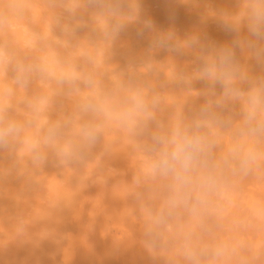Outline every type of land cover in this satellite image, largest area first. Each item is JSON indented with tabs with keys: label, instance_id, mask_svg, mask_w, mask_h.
<instances>
[{
	"label": "bare ground",
	"instance_id": "bare-ground-1",
	"mask_svg": "<svg viewBox=\"0 0 264 264\" xmlns=\"http://www.w3.org/2000/svg\"><path fill=\"white\" fill-rule=\"evenodd\" d=\"M243 2L0 0V114L24 125L0 148V264H264V137L240 134L239 106L205 129L216 144L212 159L237 144L255 147L259 159L227 170L197 213L167 205L169 182L149 164L151 130L192 119L203 103V84L177 79L193 70L196 54L157 48L152 37L228 42L219 14ZM148 20L154 31L140 35ZM18 65L27 69L23 84ZM134 87L158 97L149 131L83 109L104 98L119 106ZM85 127L97 130L92 145Z\"/></svg>",
	"mask_w": 264,
	"mask_h": 264
},
{
	"label": "clouds",
	"instance_id": "clouds-1",
	"mask_svg": "<svg viewBox=\"0 0 264 264\" xmlns=\"http://www.w3.org/2000/svg\"><path fill=\"white\" fill-rule=\"evenodd\" d=\"M221 30L231 36V40L216 43L202 38L199 33L178 40L174 32H157L151 44L177 54L191 51L196 54L197 63L191 72L181 71L178 82L192 87L194 82L203 84L200 104L195 115L188 121L180 120L168 128L157 125L151 130L150 174L165 178L168 183L167 205L172 208L186 207L197 213L206 206L226 180V171H246L259 159L255 147L237 144L220 160L212 159L215 141L205 129L223 119V112L239 106L241 119L239 132L250 138L264 137V0H244L238 12L223 10L219 14ZM122 28L117 25L116 32ZM155 29L148 20L140 35ZM254 63L260 72H254L249 63ZM27 69L18 65L16 82H25ZM91 85V80L87 81ZM11 92V89H9ZM159 106L158 97L149 95L140 87L129 90L123 103L116 106L109 98L102 105L88 102L85 111L104 112L122 126L141 133L149 131V125L156 120ZM3 109H0V113ZM24 125L15 120H5L0 114V148H5L17 139ZM87 145L97 139V130L92 127L82 129ZM55 131L50 130L45 143H50ZM39 154L36 160L42 161ZM213 256L223 254V248L213 250Z\"/></svg>",
	"mask_w": 264,
	"mask_h": 264
},
{
	"label": "rangeland",
	"instance_id": "rangeland-1",
	"mask_svg": "<svg viewBox=\"0 0 264 264\" xmlns=\"http://www.w3.org/2000/svg\"><path fill=\"white\" fill-rule=\"evenodd\" d=\"M197 2H198V1H197ZM16 206L19 207L18 205H16ZM13 207H14V206H13ZM13 207H12V208H13ZM17 207H16L15 209H18V210H19L20 207H19V208H17ZM13 211H14V210H13ZM15 211H17V210H15ZM12 214H13V216L15 215L13 212H12ZM12 214H11V215H12ZM11 215H10V216H11ZM10 218H11V217H10ZM13 218H16V217L14 216ZM8 219H9V218H8ZM8 219H7V220H8ZM11 219H12V218H11ZM11 219H10V223H9V221L6 220V221H5V224H6V225H11V223H12L11 221L14 220V219H12V220H11ZM15 220H16V219H15Z\"/></svg>",
	"mask_w": 264,
	"mask_h": 264
}]
</instances>
